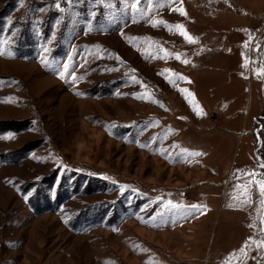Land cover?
I'll use <instances>...</instances> for the list:
<instances>
[{
    "label": "rangeland",
    "instance_id": "rangeland-1",
    "mask_svg": "<svg viewBox=\"0 0 264 264\" xmlns=\"http://www.w3.org/2000/svg\"><path fill=\"white\" fill-rule=\"evenodd\" d=\"M0 53V264H264V0H0Z\"/></svg>",
    "mask_w": 264,
    "mask_h": 264
},
{
    "label": "snow or ice",
    "instance_id": "snow-or-ice-1",
    "mask_svg": "<svg viewBox=\"0 0 264 264\" xmlns=\"http://www.w3.org/2000/svg\"><path fill=\"white\" fill-rule=\"evenodd\" d=\"M179 11H180L182 14H186V13H184V10H183V9H179ZM159 23H164V22H163V21H160ZM154 26H155V24H154ZM170 30H177V31H180V33H181L182 35H184V36L186 37V39L189 40V42H193V43L195 42V41H194V40H193V39H192V38L186 33V31L183 29V25H173V26L171 27ZM0 54H2V53H0ZM133 71H135V70H133ZM261 72L264 73V69H262ZM133 79L135 80L134 77H133ZM195 155H201V153H195ZM261 167H264V165H261ZM250 175L255 176V173H250ZM262 175H264V174H262ZM255 184H256L257 187H258V190H259V192H260V195L264 196V179H260V180L255 181ZM245 191H247V189H245ZM234 198H238V197H234ZM249 202H250V200L247 199V198L241 201L242 204H247V203H249ZM261 203H264V201H261ZM169 204L171 205V202H169ZM190 207H191L193 210H197V209H199L200 206H198V205H191ZM262 246H264V242H262Z\"/></svg>",
    "mask_w": 264,
    "mask_h": 264
},
{
    "label": "trees",
    "instance_id": "trees-1",
    "mask_svg": "<svg viewBox=\"0 0 264 264\" xmlns=\"http://www.w3.org/2000/svg\"><path fill=\"white\" fill-rule=\"evenodd\" d=\"M3 127H0V133L6 131H22L29 125V120H8L0 122ZM37 147L36 142H30L24 145L19 151L25 155L28 151Z\"/></svg>",
    "mask_w": 264,
    "mask_h": 264
}]
</instances>
